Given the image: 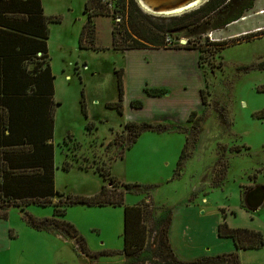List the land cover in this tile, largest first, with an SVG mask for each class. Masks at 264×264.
Listing matches in <instances>:
<instances>
[{
    "label": "rangeland",
    "instance_id": "374dc122",
    "mask_svg": "<svg viewBox=\"0 0 264 264\" xmlns=\"http://www.w3.org/2000/svg\"><path fill=\"white\" fill-rule=\"evenodd\" d=\"M131 2L144 22L174 24V17L143 12L138 0H127V8ZM256 2L244 14L245 21L223 30L212 31L213 22L204 21L174 35L170 51H183L182 56L156 52L150 56L155 49H149L144 50L145 57L112 49L111 31L122 21L113 20L112 4L95 2L111 12L95 18V44L103 51H94L80 46L87 0H43L45 15L60 19L49 25L48 39L57 103L56 191L63 197L95 196L108 186L100 176L108 167L121 184L142 188L128 194L121 207L67 208L64 221L75 227L97 258L83 254L75 240L30 225L29 218L52 219L59 197L45 207H26L23 202L6 207L0 201V215L8 211V218L0 219V264H125V207L144 201L173 210L172 245L183 261L233 252L231 241L218 236L224 223L264 237V203L256 211L247 205L249 197L255 204V198L264 195V15L260 16L264 0ZM223 41L225 50L214 45ZM162 66L183 69L165 76L159 73ZM116 70H124L123 115L106 109L107 103L118 101ZM83 94L87 119L81 108ZM133 101L142 106L133 108ZM192 113L196 114L189 122ZM200 119V128L193 129ZM88 122L94 124L92 130L87 129ZM129 122L181 126L188 132L146 131L127 150L132 144L125 130ZM188 136L191 142L197 139L196 146L175 175ZM67 163L70 168L65 171ZM188 205L196 208L195 213H185ZM149 241L150 263L168 264L158 250L159 234L152 233ZM241 253V264H264V248Z\"/></svg>",
    "mask_w": 264,
    "mask_h": 264
},
{
    "label": "trees",
    "instance_id": "16d2710c",
    "mask_svg": "<svg viewBox=\"0 0 264 264\" xmlns=\"http://www.w3.org/2000/svg\"><path fill=\"white\" fill-rule=\"evenodd\" d=\"M16 1L21 2V4H18ZM98 1L100 2L101 0ZM41 2L42 0H0V26L2 29H6L3 31L4 36L0 38V44L18 47L16 53L8 55V60L15 57L19 59L20 57L19 61L26 62V65L33 64V68L29 71L32 85L29 82L26 90L31 87L29 91L32 97L38 99L40 105H42L41 101L43 99L44 101H49V131L51 132V102L54 95V77L50 68L46 41L49 39L48 25L52 23L59 24L60 19L57 17H46ZM95 2L96 0H87L84 12L87 16V21L81 34L80 46L82 49L88 48L94 51H103V49L96 47L95 44V18L100 15L110 16L111 11L108 8L105 10L104 7ZM255 2L256 0H210L198 10L188 15L186 14L182 18H171L174 24L168 27H159L144 22L142 14L135 8L132 2L130 8H127V0H109L105 2V7L113 5V20L116 22L117 18L122 19V21L118 22V27L114 26L111 31L112 49L121 52L146 49L167 50L172 47L171 38L174 35H178L182 30L191 28V26L197 28L204 21L207 24L213 22L212 31L223 30L233 23L240 21L247 11L254 8ZM190 19L193 21H189ZM214 45L225 50L227 42H214ZM115 74L118 101L107 103L106 108L116 110L120 115H123L125 94L124 70H116ZM9 92H14L13 87L3 83V86L0 87V94L5 95ZM55 106H57V103ZM132 106L133 108H140L142 103L133 101ZM81 108L84 116L88 118L84 94L82 95ZM195 114H191L189 122H193L192 119ZM201 123V119L200 122L196 121L192 125L193 129H199ZM93 127L94 124L89 122L87 129L92 130ZM172 129L174 132H188L185 127L181 126L129 122L125 125V130L131 136L132 144L127 150L137 142V139L143 132L164 133L170 132ZM193 140L194 142H191L189 136L186 138V144L179 159L175 175L182 171L185 161L191 155L190 148H195L197 139ZM110 145H115V141H112ZM240 151V149L237 150V152ZM123 157L124 154L119 156L120 159H123ZM63 168L65 171H68L70 165L67 163ZM103 172L100 176L105 182H108V186H104L99 194L92 197H63L65 195L59 194L55 189L53 161L52 155H50L48 165H40L38 175H33V177L36 175L39 177V189L37 193L32 192V194L36 193L37 195L27 197L20 196L19 193L14 194L11 183L8 182L7 185L6 182L10 177V172H7L3 176V185L0 187V201L6 207H10L11 205H14V207L21 206L17 204L19 202H23V205L26 207L31 204L45 207L52 202V199L59 197V202L55 205L52 219L38 220L29 218L30 225L38 231H54L62 237L75 240V242L81 244L83 254L97 258V255L91 254L87 250L83 238L75 227L64 221L67 208L77 205L88 207H121L124 206L125 197L128 194L136 193L137 189L142 188L138 185L121 184L116 178L112 177L109 167L103 169ZM7 218L8 211L0 215V219ZM172 222L173 210L158 208L154 203L144 201L135 206L125 207L123 248L125 264L150 263L153 250L149 240L151 234L154 232L159 234L160 244L158 250L163 256L167 257L168 264H241L240 251H259L264 248V237L260 232L247 229H232L224 223L218 227V236L222 239H230L234 244L235 251L215 256L206 255L192 261H183L176 257L170 241Z\"/></svg>",
    "mask_w": 264,
    "mask_h": 264
},
{
    "label": "crops",
    "instance_id": "0c3cea01",
    "mask_svg": "<svg viewBox=\"0 0 264 264\" xmlns=\"http://www.w3.org/2000/svg\"><path fill=\"white\" fill-rule=\"evenodd\" d=\"M258 1L256 2V5L258 4ZM16 2L18 4H21V2L19 1ZM41 3L42 8L44 10L43 0ZM261 15H264V12L260 13V16ZM0 29H2L1 26ZM255 29L257 30V28ZM4 30L6 29L3 28L2 30H0V38L1 36H4ZM46 42L48 47V40ZM17 51L18 47L0 44V87H2L3 83H5L10 87H13L14 90V92H9L5 95L0 94V187H2L3 185L4 174L10 172V177L6 180V182L7 185L8 182L11 183L13 188L12 192H14V194L19 193L20 196L28 197L37 195L36 193L39 189V177L37 176L38 171L40 169V165H48L50 155H52L55 181V77L52 72V75L54 77V95L51 102L52 129L50 132L49 101H44L43 99L41 101L42 105H40L38 99L32 97L31 92L29 91L31 87L29 86L30 88L26 90L29 82L30 85H32L29 71L33 68V64H30L29 66L26 65V62L24 63L23 61H19L21 59L20 57L19 59L15 57L11 60H8V55H10L11 53H16ZM154 52H156L155 54L162 53L182 56L181 53L183 51H170V49H155L152 52H148V54H150V56H154ZM129 54H132V56H136V54H142L145 55V57L147 56L144 50H131L129 51ZM178 69H181L182 71L183 67L162 66V68L159 70V73L165 75L168 72H171L170 75H172V71H178ZM7 79L9 80L7 81ZM128 80L129 77H127L126 75V93H128ZM127 96L128 94H126V97ZM127 102L128 101L125 100L126 104ZM106 103L107 101L105 102V104ZM125 103L124 107L126 108ZM34 174L37 175L33 177ZM32 192L36 193L32 194ZM194 209H196L194 206L188 205L186 206L185 213H187L188 215L190 213L192 214V211L195 213ZM181 212L184 213L183 209L181 210ZM171 229L170 241L171 244H173ZM185 230H190V228L187 227ZM231 243L233 244L232 241ZM233 248L235 250L234 244ZM173 250H175V247H173ZM174 252H176V250ZM241 252L244 251H240V254H242ZM195 259L197 258H194L193 260Z\"/></svg>",
    "mask_w": 264,
    "mask_h": 264
},
{
    "label": "water",
    "instance_id": "95a60500",
    "mask_svg": "<svg viewBox=\"0 0 264 264\" xmlns=\"http://www.w3.org/2000/svg\"><path fill=\"white\" fill-rule=\"evenodd\" d=\"M145 1H147V2L149 1V3L151 2L154 9L158 12L160 10L166 11V10H172V9H179V8L187 7L184 9V11L186 12L185 15L189 14L188 11L193 12V11H195L194 9L198 10L199 8H201L206 3L209 2V1L207 2L206 0H202V3L199 2V4H198L197 3L198 0H145ZM166 1H168L169 3L167 2L166 4H161V3L166 2ZM194 2H196V3H194ZM196 4H198V6H196ZM190 5L195 6V7L191 8L192 6H190ZM188 8H191V9H188ZM182 44L184 45L185 42L182 41ZM251 199L252 198L249 197V199L247 200L248 201L247 205L251 210H254V211L258 210V208H260L264 203V195H260V197L259 196L256 197L255 198L256 199L255 204H251Z\"/></svg>",
    "mask_w": 264,
    "mask_h": 264
},
{
    "label": "bare ground",
    "instance_id": "6f19581e",
    "mask_svg": "<svg viewBox=\"0 0 264 264\" xmlns=\"http://www.w3.org/2000/svg\"><path fill=\"white\" fill-rule=\"evenodd\" d=\"M199 2L202 3V0H200V1L198 0L197 3L199 4ZM138 3H139L140 9L143 12H145L151 16H154V17H163V18L178 17V16H182L183 14L185 15L186 12L184 11V9L187 8V7H184V8L172 9V10H166V11L160 10L158 12L154 9L152 3L151 2L149 3V1L147 2L145 0H138ZM194 3H196V2H194ZM198 4H196V6H198ZM190 6H192V5H190ZM193 7H195V6H192L191 8H193ZM191 8H188V9H191ZM194 10L196 11V9H194ZM188 12H190V11H188ZM245 20L246 19L244 18L241 21H245ZM234 24H237V23H234Z\"/></svg>",
    "mask_w": 264,
    "mask_h": 264
},
{
    "label": "built area",
    "instance_id": "2783aa9c",
    "mask_svg": "<svg viewBox=\"0 0 264 264\" xmlns=\"http://www.w3.org/2000/svg\"><path fill=\"white\" fill-rule=\"evenodd\" d=\"M102 1H104V2H108L109 0H102Z\"/></svg>",
    "mask_w": 264,
    "mask_h": 264
}]
</instances>
